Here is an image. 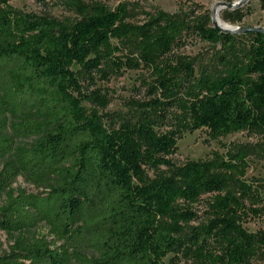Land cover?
<instances>
[{
	"label": "trees",
	"instance_id": "trees-1",
	"mask_svg": "<svg viewBox=\"0 0 264 264\" xmlns=\"http://www.w3.org/2000/svg\"><path fill=\"white\" fill-rule=\"evenodd\" d=\"M142 1L60 0L74 17L58 18L0 0V230L14 240L0 264H165L169 254L253 264L264 255V231L243 226L264 219V178L247 177L264 142L172 160L178 140L200 129L214 140L264 137V33H224L208 13L145 12ZM221 16L239 23L246 13ZM190 32L216 47L219 70L173 56ZM127 69L150 73L147 98L107 125L100 109L111 99L97 81ZM20 175L42 191L13 189Z\"/></svg>",
	"mask_w": 264,
	"mask_h": 264
},
{
	"label": "rangeland",
	"instance_id": "rangeland-1",
	"mask_svg": "<svg viewBox=\"0 0 264 264\" xmlns=\"http://www.w3.org/2000/svg\"><path fill=\"white\" fill-rule=\"evenodd\" d=\"M105 3L112 8L121 0H97ZM130 1V0H127ZM237 0H144L140 2L139 9L141 11L149 12L152 8H159L170 14L186 13L190 19L198 15L208 13L213 18L215 8L218 9V15L225 21L221 13L226 10L227 4ZM10 3L25 12L35 13L40 15H51L58 18H73L74 14L68 11L60 2V0H45V4L39 3L36 0H10ZM246 16L239 23H231L225 21L232 26L239 27H253L264 28V12L260 9L258 0H249L242 7ZM138 20L145 18L144 14L137 16ZM216 47L207 42L202 41L193 32L185 35L183 42L180 46L176 47L173 51V56L184 55L190 59H194L195 68L197 71L208 70L217 71L220 69L219 55L216 53ZM150 73L146 69H127L119 75H113L106 80H98L97 87L101 88L103 93H106L111 102L105 109H100L103 115L104 122L111 125L119 116L128 114L129 103L131 100L141 101L147 98V90L144 81H150ZM21 140H17L20 142ZM27 141V140H26ZM264 137L257 133L236 132L229 134L219 139H212L206 130H197L193 133H186L178 140L177 148L172 160L176 164H183L188 160H204L212 156L214 152L221 154L226 153L234 146L255 145L263 143ZM4 167V160L0 159V173ZM248 178H264V160L255 158L251 160V166L247 172ZM13 189H24L27 193L37 194L41 192L33 183L27 181L23 176H18L14 183L11 185ZM209 199L208 196L203 197V203L197 205L200 220L205 219V205ZM6 194L0 192V206L4 204ZM243 226L250 233L259 230L264 231V219H253L245 222ZM36 231L40 234H46L47 229L41 223ZM48 239L52 237L48 236ZM13 238L0 230V257L9 253L10 246L13 245ZM175 254H169L165 258V264H184L175 260ZM253 264H264V255L257 257L253 260Z\"/></svg>",
	"mask_w": 264,
	"mask_h": 264
},
{
	"label": "water",
	"instance_id": "water-1",
	"mask_svg": "<svg viewBox=\"0 0 264 264\" xmlns=\"http://www.w3.org/2000/svg\"><path fill=\"white\" fill-rule=\"evenodd\" d=\"M249 0H237L235 2L229 3L227 4V8L230 10H235L238 9L240 7H242L246 2H248ZM218 10L217 8H215L214 10V14H213V18H212V24L213 26L224 32V33H248V32H260V33H264V28H253V27H239V26H232L231 28H223L221 26H219L215 21H214V15H215V11Z\"/></svg>",
	"mask_w": 264,
	"mask_h": 264
},
{
	"label": "bare ground",
	"instance_id": "bare-ground-1",
	"mask_svg": "<svg viewBox=\"0 0 264 264\" xmlns=\"http://www.w3.org/2000/svg\"><path fill=\"white\" fill-rule=\"evenodd\" d=\"M217 13H219L218 10L215 11V15H214V21L221 27L223 28H231L232 25L226 23L225 21H223L218 15H216Z\"/></svg>",
	"mask_w": 264,
	"mask_h": 264
}]
</instances>
